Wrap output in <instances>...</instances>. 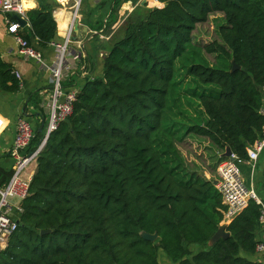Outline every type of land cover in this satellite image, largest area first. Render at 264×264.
Here are the masks:
<instances>
[{"label": "trees", "instance_id": "16d2710c", "mask_svg": "<svg viewBox=\"0 0 264 264\" xmlns=\"http://www.w3.org/2000/svg\"><path fill=\"white\" fill-rule=\"evenodd\" d=\"M158 3L164 7L138 8L128 18L102 76L74 86L72 112L37 156L0 264H159L160 248L172 264H264L248 258L262 233L252 201L225 226L228 238L208 244L221 226V197L213 180L188 170L178 148L193 135L246 161V148L261 137L264 0L151 4ZM213 14L223 16L219 40L195 46L193 32ZM26 15L30 31L21 35L43 51L56 37L50 8ZM202 53L215 55V64ZM232 61L239 70L231 71ZM181 69L190 81L175 95L197 100L205 121L179 135L164 120ZM64 85L72 86L71 77ZM0 87L19 89L2 61ZM43 135H34L28 153ZM11 174L0 169V187ZM192 245L200 251L190 252Z\"/></svg>", "mask_w": 264, "mask_h": 264}, {"label": "crops", "instance_id": "0c3cea01", "mask_svg": "<svg viewBox=\"0 0 264 264\" xmlns=\"http://www.w3.org/2000/svg\"><path fill=\"white\" fill-rule=\"evenodd\" d=\"M152 2L153 0H82L76 21L78 29H76V34L72 33L71 46L75 50L77 47L80 48L84 58L78 69L71 74L72 86H80L88 79L102 76L105 56L108 54V48L112 41L121 34L124 24L130 16L136 13L138 8L160 7L159 3L152 5ZM26 3L36 5L26 8L27 12L49 6L56 23V37L52 43L61 42L66 36L71 22L72 2L28 0ZM29 31L30 29H26L22 34H28ZM74 38H81V40L77 42L74 41ZM32 44L36 45L34 42ZM40 52L48 63H52L56 53L51 44ZM0 61L10 66L13 75L18 73L20 76L19 89L16 92L4 91L0 87V169L11 172L13 159L10 157L9 151L13 143L16 118H25L33 128L35 135L43 133L48 121V104L52 87L47 74L41 72L34 63L24 61L17 54L14 38L7 33L1 14ZM261 111L264 115V97ZM215 155H219V159H216L219 162L223 153L216 151ZM35 167H31L24 178L31 179L35 173ZM238 167L244 182L252 186L259 197L263 199L264 149L259 154L254 166L247 161H242ZM204 176L207 180L211 179L207 172ZM5 247L0 246V249ZM248 258L264 262V256L260 254Z\"/></svg>", "mask_w": 264, "mask_h": 264}, {"label": "built area", "instance_id": "2783aa9c", "mask_svg": "<svg viewBox=\"0 0 264 264\" xmlns=\"http://www.w3.org/2000/svg\"><path fill=\"white\" fill-rule=\"evenodd\" d=\"M28 0H0V14L4 18L6 31L15 41L17 54L26 62L34 63L37 68L49 76L51 82V98L47 126L43 138L38 147L31 153L27 152L35 132L30 123L23 117L16 118L13 143L9 151L13 159L12 174L3 187H0V246H6L9 237L16 231L18 223L16 218L22 213L21 202L28 196L31 179L24 178L27 169L35 164L38 154L43 149L49 136L56 131L60 122L64 121L71 112L76 99L77 89L74 86L67 87L64 84L69 81L84 56L80 48H72V33L77 24L78 12L82 0H64L72 2V18L68 26L66 36L61 42L52 43L55 58L48 63L40 51L22 37L26 29H30L27 11L24 4ZM60 2V0H57ZM18 19L24 21L20 23ZM20 81L18 73H14ZM264 149V124L261 137L246 148L247 162L256 163L259 154ZM224 153V152H223ZM215 170L214 186L221 197L223 205L221 226H226L243 210L249 202H254L260 207L259 222L261 225V238L256 244V254H264V202L257 191L247 185L238 165L242 162L231 153L229 157H221Z\"/></svg>", "mask_w": 264, "mask_h": 264}, {"label": "rangeland", "instance_id": "374dc122", "mask_svg": "<svg viewBox=\"0 0 264 264\" xmlns=\"http://www.w3.org/2000/svg\"><path fill=\"white\" fill-rule=\"evenodd\" d=\"M223 23V16L221 14L211 15L206 23L196 27L193 32V44L202 48L206 44L218 41V29ZM202 56L210 65L215 64V55L202 53ZM176 81L179 85L174 91V95L170 96V108L165 114L164 123L168 128H174L181 135L187 126L202 124L205 121V117L200 111L197 100L182 94L179 96L175 95L177 92L186 90L188 86L190 80L186 76L185 70L181 71L180 77ZM208 146L207 140L189 135L178 145V148L182 152L183 161L188 170L198 172L203 177H205V172H207L211 177L210 180H214V171L218 165L216 159H219V155H215L216 150L210 149ZM31 167L34 168V164L27 169L26 173L30 171ZM187 249L195 253L200 251L201 247L192 245L187 247ZM158 262L159 264H172L161 248L158 250Z\"/></svg>", "mask_w": 264, "mask_h": 264}, {"label": "water", "instance_id": "95a60500", "mask_svg": "<svg viewBox=\"0 0 264 264\" xmlns=\"http://www.w3.org/2000/svg\"><path fill=\"white\" fill-rule=\"evenodd\" d=\"M18 21L20 23H24V21L18 19ZM76 29H78V24L74 25V29H73V33L76 34ZM78 31V30H77ZM81 40V38H74V41H79ZM235 70H239V67L232 61V68L231 71L234 72ZM231 151L229 148L225 149V152L223 153V157H229L231 155ZM42 233H46V232H42ZM229 237V234L225 231V226H220L218 228V230L215 232V234L211 237V239L209 240V245H213L215 244L218 240L220 239H226ZM142 238L144 240L150 241V242H155L157 240V234H142Z\"/></svg>", "mask_w": 264, "mask_h": 264}, {"label": "clouds", "instance_id": "9594fccd", "mask_svg": "<svg viewBox=\"0 0 264 264\" xmlns=\"http://www.w3.org/2000/svg\"><path fill=\"white\" fill-rule=\"evenodd\" d=\"M35 6H36V5H35L34 3H25V4H24V7H25V8H31V7H35ZM160 7L163 8L164 5L161 4Z\"/></svg>", "mask_w": 264, "mask_h": 264}, {"label": "bare ground", "instance_id": "6f19581e", "mask_svg": "<svg viewBox=\"0 0 264 264\" xmlns=\"http://www.w3.org/2000/svg\"><path fill=\"white\" fill-rule=\"evenodd\" d=\"M62 2L64 1V0H61Z\"/></svg>", "mask_w": 264, "mask_h": 264}]
</instances>
